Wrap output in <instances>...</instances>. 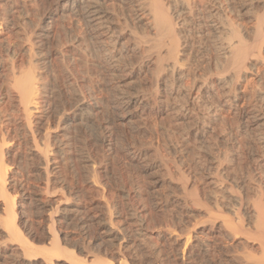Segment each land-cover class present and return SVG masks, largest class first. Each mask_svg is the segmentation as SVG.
Returning <instances> with one entry per match:
<instances>
[{
  "label": "bare ground",
  "instance_id": "obj_1",
  "mask_svg": "<svg viewBox=\"0 0 264 264\" xmlns=\"http://www.w3.org/2000/svg\"><path fill=\"white\" fill-rule=\"evenodd\" d=\"M37 1L0 33V264H264V0H0V25Z\"/></svg>",
  "mask_w": 264,
  "mask_h": 264
},
{
  "label": "rangeland",
  "instance_id": "obj_2",
  "mask_svg": "<svg viewBox=\"0 0 264 264\" xmlns=\"http://www.w3.org/2000/svg\"><path fill=\"white\" fill-rule=\"evenodd\" d=\"M36 3H38V4H35V7H39L41 4L37 1ZM37 5H39V6H37ZM26 6L27 7H25V8H23L22 9V13H19L21 16H22V18H21V16L20 15H18L17 13H15L14 14V17H13V19L12 20H15V22L14 21H10L9 23H8V29L7 30H5V27H4V24H2V25H0V33L1 34H6L7 33V31L9 32L10 31V34H11V32H12V35H24V34H26V35H30V33H32V29H33V26H32V24H34L33 23V20H35L36 19V17L38 16V14L40 13L39 11H41L42 10V8H43V6H40L41 7V9H40V7L38 8V10H37V8H35V7H32V5H30V3L29 2H27V4H26ZM34 8V9H33ZM239 8V7H238ZM28 9H30V10H28ZM240 12H239V14H241V12H244V10H245V8H242L241 6H240ZM26 11L25 13H24V11ZM36 10V11H35ZM35 14H34V13ZM38 14H37V13ZM30 13H32V14H30ZM34 14V15H33ZM247 15V16H245V15ZM244 14H242V15H239L240 16V19H239V17L237 16V17H235L234 16V18L235 19H233V21L234 20H236V21H234L235 23H237V24H239L240 23V26L242 25L244 28H246V29H249V26L251 27L252 26V21H250L249 19H248V14H246V13H244ZM19 17L18 19H16L17 17ZM30 16V17H29ZM25 17H27V18H25ZM24 18V19H23ZM34 18V19H33ZM237 18V19H236ZM33 19V20H32ZM18 20V21H17ZM32 20V21H31ZM21 21H25L24 23L23 22H21ZM32 23H31V22ZM70 20H68V21H66V22H64L65 24V28L66 29H68V28H72V31H73V34L74 35H76L77 34V36L79 37L80 35H83V29L77 24V23H73L72 21H70ZM250 21V22H249ZM19 22V23H18ZM29 22V23H28ZM239 22V23H238ZM241 22H242V24H241ZM70 24V25H69ZM251 24V25H250ZM11 25V26H10ZM69 25V26H68ZM75 25V26H74ZM12 26H13V28H12ZM71 26V27H70ZM74 26V27H73ZM4 27V28H3ZM20 27V28H19ZM19 28V29H18ZM78 28H80V29H78ZM11 29V30H10ZM23 29V30H22ZM31 29V30H30ZM5 30V31H4ZM16 30V31H15ZM21 30H22V33H20L21 32ZM3 31V32H2ZM18 31H20V32H18ZM23 31H25V32H23ZM30 32V33H29ZM76 32V33H75ZM16 33H18V34H16ZM9 34V33H8ZM0 53H3V51L2 50H0ZM93 71V70H92ZM93 73V72H92ZM93 75V76H92ZM90 76V75H89ZM89 76H86L85 75V77H86V79H85V85L87 86V87H89V89H90V91H91V93L92 94H94V95H96V96H101V95H103V93H104V90H102L101 88H100V86L97 84V82L99 81V79H100V76L99 77H97V73L96 74H91V78L89 77ZM102 76H103V74H102ZM89 79H88V78ZM250 77V79H251V77L252 76H249ZM249 77H248V80L249 81H251L250 79H249ZM97 78V79H96ZM253 78V77H252ZM88 79V80H87ZM95 81V83H94V81ZM86 80H87V82H86ZM90 81V82H89ZM91 82H92V84H91ZM87 83V84H86ZM114 82L113 81H111L110 82V84L112 85ZM96 84V85H95ZM90 85V86H89ZM94 86V88H93V86ZM92 87V88H91ZM99 87V88H98ZM96 88V89H95ZM99 89H100V93L98 92L99 91ZM98 90V91H97ZM102 90V91H101ZM98 92V93H97ZM102 92V93H101ZM105 94V93H104ZM149 120V119H148ZM150 121V124L152 123V122H154L152 119H150L149 120ZM14 122V121H13ZM16 123H17V125H16ZM13 125H16V126H18V121H15L14 123H12ZM154 125V124H153ZM124 131H126L125 129H124ZM16 138V139H15ZM14 138V141H15V143H17V141L19 140L20 141V138H21V136L20 137H18L17 138V136ZM18 139V140H17ZM14 145V144H13ZM21 147V148H20ZM20 148V149H19ZM14 149H15V146H14ZM20 150L19 152H18V150ZM17 149H15V155H13V156H9V157H7L6 158V161H7V165H6V177H8V179H7V182H6V184H7V186L8 187H10L11 186V184H13L14 183V186L17 184H19L20 182H19V180H21V181H23V176L21 175V173L23 172V170L21 169V163H22V158L24 157V154H26L27 153V148H26V146H25V148H24V146H23V144H21ZM23 151H22V150ZM17 150V151H16ZM26 153H25V152ZM13 152H14V150H13ZM15 170H16V172H17V174L15 173ZM22 171V172H21ZM20 172V173H19ZM15 176H14V175ZM8 175V176H7ZM21 175V176H20ZM10 176H13V177H15L14 178V182L13 181H10L11 179L9 178ZM19 182V183H18ZM33 182V183H32ZM35 182L36 181H29V185H31V184H35ZM31 183V184H30ZM11 190V187L8 189V191L9 192H11L10 191ZM19 201H20V197L17 195L15 198H14V203H15V205H14V208L16 209L17 208V211H18V206H19ZM0 239H4L5 240V234L1 231L0 232ZM2 236L4 237V238H2ZM0 241H2V240H0ZM7 242H5V245H9L8 243L6 244ZM213 261H214V259H213ZM216 261H217V257H215V263L214 264H216Z\"/></svg>",
  "mask_w": 264,
  "mask_h": 264
}]
</instances>
